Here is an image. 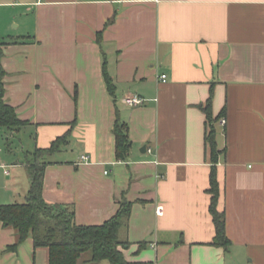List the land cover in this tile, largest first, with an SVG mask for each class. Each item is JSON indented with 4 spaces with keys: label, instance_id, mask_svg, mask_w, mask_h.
I'll use <instances>...</instances> for the list:
<instances>
[{
    "label": "crops",
    "instance_id": "1",
    "mask_svg": "<svg viewBox=\"0 0 264 264\" xmlns=\"http://www.w3.org/2000/svg\"><path fill=\"white\" fill-rule=\"evenodd\" d=\"M0 8L4 99L26 122L0 128V205L25 200L32 153L68 135L45 159L43 199L71 206L85 226L130 201L128 264H264V0H0ZM133 97L143 103L129 106ZM210 98L212 116L224 115L215 130L227 250L210 244ZM117 121L128 128L125 159L116 158ZM16 240L0 223V264H48L47 248L28 238L10 249Z\"/></svg>",
    "mask_w": 264,
    "mask_h": 264
},
{
    "label": "trees",
    "instance_id": "2",
    "mask_svg": "<svg viewBox=\"0 0 264 264\" xmlns=\"http://www.w3.org/2000/svg\"><path fill=\"white\" fill-rule=\"evenodd\" d=\"M0 42V128L19 129L26 124L18 118L15 109L4 99L5 71L1 64L3 57ZM103 77L107 91L113 96L115 86L112 79L103 69ZM205 114V145L210 156L209 213L215 229V235L210 243L212 246L227 250L230 241L225 231L224 213L217 210L219 184L217 181L216 164L220 151L216 143L215 123L223 118V112L218 117L212 116L211 98L203 108ZM127 125L116 122L113 133L115 136V152L117 159H125L130 149L127 135ZM68 135L57 138L48 149H36L32 153L33 163L27 167L29 189L23 203L0 205V223L11 227L16 232V243L10 249H16L26 239L31 238L34 248L48 249V264H78L82 255L90 252L88 261L98 264L107 260L109 264H128L121 248L128 245L122 239V231L127 228L132 203L122 198L118 210L113 217L100 225H78L74 220V210L68 205L49 204L43 199V178L46 157L61 150L67 143Z\"/></svg>",
    "mask_w": 264,
    "mask_h": 264
},
{
    "label": "rangeland",
    "instance_id": "3",
    "mask_svg": "<svg viewBox=\"0 0 264 264\" xmlns=\"http://www.w3.org/2000/svg\"><path fill=\"white\" fill-rule=\"evenodd\" d=\"M5 12H6V11H5L3 8H0V27H1V25H2L1 22H4L5 25H8L5 21H3V19H4V17H5V15H4ZM6 14H7V12H6ZM16 18H17V20L20 19V18H18V17H16ZM14 24L16 25V23H13V24L10 25V27H11L13 30H16L17 28H15V25H14ZM8 143H9V142H8ZM15 144H16V142L10 141V145H14V146H15ZM18 202L23 203V202H25V200H20V201H18ZM90 256H91L90 252H86V253H84V254L82 255L80 261L78 262V264H92L91 262L88 263V261H89V259H90ZM98 264H109V263H108L107 260H103V261H100Z\"/></svg>",
    "mask_w": 264,
    "mask_h": 264
},
{
    "label": "built area",
    "instance_id": "4",
    "mask_svg": "<svg viewBox=\"0 0 264 264\" xmlns=\"http://www.w3.org/2000/svg\"><path fill=\"white\" fill-rule=\"evenodd\" d=\"M39 1V0H38ZM161 81H165L166 79V76L165 75H161ZM126 103L129 105V106H136V105H140L143 103V100L139 97H133L131 99H128L126 100ZM222 124H224V120L222 119L221 121ZM82 161H86L87 160V157L86 156H82L81 157ZM7 174V172H5ZM156 212L158 215H161L162 214V207L161 206H158L156 208Z\"/></svg>",
    "mask_w": 264,
    "mask_h": 264
}]
</instances>
